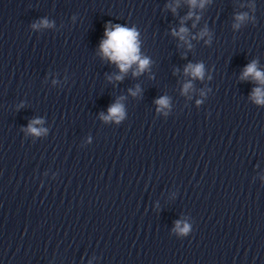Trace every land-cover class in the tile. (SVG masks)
<instances>
[{
    "label": "clouds",
    "instance_id": "obj_1",
    "mask_svg": "<svg viewBox=\"0 0 264 264\" xmlns=\"http://www.w3.org/2000/svg\"><path fill=\"white\" fill-rule=\"evenodd\" d=\"M192 5L196 4V0H190ZM202 6V5H201ZM191 15V14H190ZM245 17L243 15L237 16V20H243ZM47 25V21L43 22ZM186 32V29L181 28L179 33H174V35H179L181 39H184L183 33ZM106 39L102 40L100 44V50L104 57L108 58L111 62L117 64L121 73H127L133 65H136V70L133 72V75L141 74L145 69H147L149 65V60L147 58H142L139 50V42H138V33L134 28H127L116 24L112 27H106L105 29ZM186 74H190L194 78H202L203 77V65H189L185 69ZM248 77H252L255 81H257L260 85H264V72L258 70L256 62L253 61L250 63L242 76V79H247ZM122 75H117L115 77L116 80H121ZM191 87V84L184 85V91ZM133 95L136 93L133 92ZM253 99L258 104H264V88L257 87L253 91ZM160 105L161 108L168 106V99L166 97H162L156 102ZM123 105L119 102L113 104L108 109V116H104L105 120L116 119L119 121L123 117ZM40 120H33L29 126L28 131L34 135H40L42 133V129H38L34 127L36 124H40ZM177 229L182 233H187L189 231L188 225H185L183 228H180L179 223H177Z\"/></svg>",
    "mask_w": 264,
    "mask_h": 264
}]
</instances>
